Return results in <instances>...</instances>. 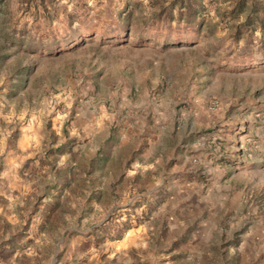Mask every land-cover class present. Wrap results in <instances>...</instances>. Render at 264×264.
Instances as JSON below:
<instances>
[{"label": "rangeland", "instance_id": "rangeland-1", "mask_svg": "<svg viewBox=\"0 0 264 264\" xmlns=\"http://www.w3.org/2000/svg\"><path fill=\"white\" fill-rule=\"evenodd\" d=\"M0 264H264V0H0Z\"/></svg>", "mask_w": 264, "mask_h": 264}, {"label": "crops", "instance_id": "crops-1", "mask_svg": "<svg viewBox=\"0 0 264 264\" xmlns=\"http://www.w3.org/2000/svg\"><path fill=\"white\" fill-rule=\"evenodd\" d=\"M134 137H135L134 135L131 136V138H134ZM145 157H148V155H146Z\"/></svg>", "mask_w": 264, "mask_h": 264}, {"label": "built area", "instance_id": "built-area-1", "mask_svg": "<svg viewBox=\"0 0 264 264\" xmlns=\"http://www.w3.org/2000/svg\"><path fill=\"white\" fill-rule=\"evenodd\" d=\"M212 107H214V105H211Z\"/></svg>", "mask_w": 264, "mask_h": 264}, {"label": "trees", "instance_id": "trees-1", "mask_svg": "<svg viewBox=\"0 0 264 264\" xmlns=\"http://www.w3.org/2000/svg\"><path fill=\"white\" fill-rule=\"evenodd\" d=\"M243 5H244V3L241 6H243Z\"/></svg>", "mask_w": 264, "mask_h": 264}]
</instances>
